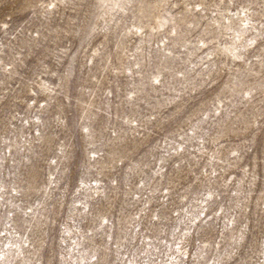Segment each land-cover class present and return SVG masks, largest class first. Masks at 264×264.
I'll return each instance as SVG.
<instances>
[{
  "label": "rangeland",
  "instance_id": "374dc122",
  "mask_svg": "<svg viewBox=\"0 0 264 264\" xmlns=\"http://www.w3.org/2000/svg\"><path fill=\"white\" fill-rule=\"evenodd\" d=\"M0 264H264V0H0Z\"/></svg>",
  "mask_w": 264,
  "mask_h": 264
}]
</instances>
